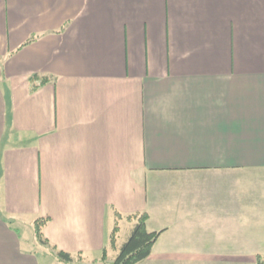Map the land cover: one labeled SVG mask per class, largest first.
I'll use <instances>...</instances> for the list:
<instances>
[{"label": "crops", "instance_id": "obj_1", "mask_svg": "<svg viewBox=\"0 0 264 264\" xmlns=\"http://www.w3.org/2000/svg\"><path fill=\"white\" fill-rule=\"evenodd\" d=\"M262 191L264 0H0V264H257Z\"/></svg>", "mask_w": 264, "mask_h": 264}, {"label": "trees", "instance_id": "obj_2", "mask_svg": "<svg viewBox=\"0 0 264 264\" xmlns=\"http://www.w3.org/2000/svg\"><path fill=\"white\" fill-rule=\"evenodd\" d=\"M119 218L120 215L117 214ZM127 218L135 221L133 230L126 241L118 248V254L112 264H137L147 259L153 251L155 243L158 241L163 230L150 231L148 229L149 214L147 212L135 213L128 215ZM49 221L48 218H39L35 221V236L43 243H49L43 236L42 228ZM120 230L117 223L110 236V244L116 247L117 235ZM59 258L66 262H73L74 256L62 250L57 252ZM108 258V248L103 250L102 259L105 261ZM257 264H264V256H257Z\"/></svg>", "mask_w": 264, "mask_h": 264}, {"label": "rangeland", "instance_id": "obj_3", "mask_svg": "<svg viewBox=\"0 0 264 264\" xmlns=\"http://www.w3.org/2000/svg\"><path fill=\"white\" fill-rule=\"evenodd\" d=\"M261 193V204L264 202V191ZM32 224H23L22 226H19V230L21 232V235L23 236L24 243L28 247H32L37 255V258L41 261L43 264H71L70 262H66L63 260H60L58 254L53 251L52 249H49L48 246H45L43 243H41L36 236H34ZM133 230V229H132ZM131 230V232H132ZM130 232V234H131ZM120 241H124L123 238ZM34 242V244H32ZM121 242V243H122ZM117 253H112L110 256V261L112 264L116 258ZM75 263L76 264H86L84 258L82 256H76L75 257Z\"/></svg>", "mask_w": 264, "mask_h": 264}]
</instances>
